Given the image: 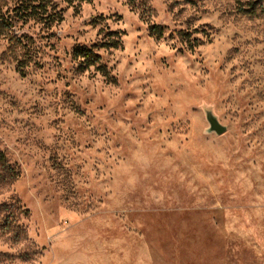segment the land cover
<instances>
[{"label": "rangeland", "instance_id": "1", "mask_svg": "<svg viewBox=\"0 0 264 264\" xmlns=\"http://www.w3.org/2000/svg\"><path fill=\"white\" fill-rule=\"evenodd\" d=\"M50 1L0 0V264H264V0Z\"/></svg>", "mask_w": 264, "mask_h": 264}, {"label": "trees", "instance_id": "2", "mask_svg": "<svg viewBox=\"0 0 264 264\" xmlns=\"http://www.w3.org/2000/svg\"><path fill=\"white\" fill-rule=\"evenodd\" d=\"M71 3L72 0H66ZM90 1V0H85ZM21 19L29 20L35 19L40 22H44L47 25H51L55 22L62 20L61 11L57 10L50 0H19L17 6L13 9ZM7 21L3 22L4 26H7ZM93 23H96L94 21ZM102 32V30H100ZM150 32L160 37L162 35L163 29L160 26H152ZM121 33L118 31H110L105 34V40L100 44L94 45L93 47H75L73 49V58L81 60L84 68H89L91 66H96V69L101 71L104 75L107 74L106 69L99 65L100 55L95 51L96 48L104 49H118L121 47ZM5 173L4 179L13 181L16 179L17 174L9 166L6 158L2 152H0V173ZM6 204L0 205V210L6 209ZM1 230L3 234L11 233L15 241L20 239L22 229L17 225L14 220L5 219L1 225Z\"/></svg>", "mask_w": 264, "mask_h": 264}, {"label": "water", "instance_id": "3", "mask_svg": "<svg viewBox=\"0 0 264 264\" xmlns=\"http://www.w3.org/2000/svg\"><path fill=\"white\" fill-rule=\"evenodd\" d=\"M205 116L210 125L208 128V132H216L217 134H222L225 131V127L218 122L217 118L211 110L207 109L205 111Z\"/></svg>", "mask_w": 264, "mask_h": 264}]
</instances>
